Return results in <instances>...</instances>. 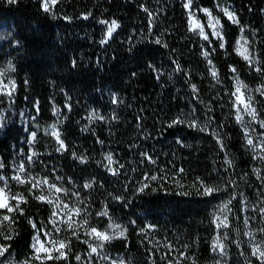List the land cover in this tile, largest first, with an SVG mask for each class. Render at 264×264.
Instances as JSON below:
<instances>
[{
	"label": "trees",
	"instance_id": "16d2710c",
	"mask_svg": "<svg viewBox=\"0 0 264 264\" xmlns=\"http://www.w3.org/2000/svg\"><path fill=\"white\" fill-rule=\"evenodd\" d=\"M186 2L56 0L52 11L45 12L43 0H0V69L15 81L13 100L0 93V116H4L0 160L5 165L0 176L12 177L14 166L22 162L32 177H47L50 183L69 190L57 194L43 186L46 198L58 196L75 204L79 193L83 207L89 210L84 228L94 226L103 231L111 223L127 229L124 237L99 250L107 260L95 253L88 260L90 249L84 240L92 242L94 238L79 229V239L71 237L72 230L65 234V239L71 237L67 262L45 256L33 261L36 230L29 220L37 228L48 227L53 205L34 198L39 190L30 192L28 184L8 179L9 204L15 209L14 193H22L26 203L20 204L21 211L0 209V244L8 247L0 257L2 264L25 260L30 264H119L121 260L124 264H193L192 257L195 264H258L244 233L264 227L256 211L264 205V159L260 149L246 144L243 129L235 120L230 94L236 80L230 67L237 69L239 80L251 91L254 106L264 118V97L255 92L264 84V75L255 70L256 66L264 69V0H193L194 11L206 7L219 19L224 49L213 35L208 43L189 30L188 10L183 7ZM223 7L236 14L239 25L227 19L220 11ZM200 17L204 21L203 15ZM113 19L119 27L102 45L99 41L106 35V26L99 21ZM157 37L161 44L155 43ZM245 39L254 65L234 50L237 41ZM202 49L211 54L218 81L210 75L212 66ZM177 62L183 71H175ZM9 63L14 70L8 69ZM192 84L198 93L193 92ZM206 105L212 108L211 122ZM93 110L103 119L89 120ZM193 117L201 125L208 124V131L187 124L169 127L174 118L191 121ZM53 124L70 150H56V138L50 134ZM254 127L257 133L264 131ZM214 129L226 133L222 137L224 152L212 134ZM30 132L36 133L33 145L26 142ZM72 151L85 157L86 163L75 159ZM32 152L37 155L30 163L27 157ZM109 153L113 155L109 167L118 169V175L103 166ZM226 156L233 160L227 172ZM256 169L262 179H257ZM152 175L157 179H146ZM57 176L62 179L57 181ZM201 180L222 190L201 195ZM89 182L93 187L83 188ZM145 182V190L137 191ZM230 194L237 198L229 205V227L217 229L213 213ZM105 204L110 219L96 215ZM5 215L9 220H3ZM148 225L153 227L141 235V228ZM9 234L12 239L5 241L3 236ZM217 235L226 246L224 259L212 250ZM262 235L256 232V239ZM75 255L84 259L76 261Z\"/></svg>",
	"mask_w": 264,
	"mask_h": 264
},
{
	"label": "snow or ice",
	"instance_id": "6c2138e0",
	"mask_svg": "<svg viewBox=\"0 0 264 264\" xmlns=\"http://www.w3.org/2000/svg\"><path fill=\"white\" fill-rule=\"evenodd\" d=\"M9 2L13 3V2H15V0H9ZM55 2H56V0H43V5H42L43 10L45 12H51L52 11L51 5H54ZM183 7L188 10L187 15L190 18L189 19V30L195 32L198 29L197 34L204 41L211 43L209 36L205 33L204 27L202 25H200L198 22L194 23L193 20L191 19L192 17L195 16V11L193 10V8H194L193 0H187V2L183 5ZM217 7H219V5H217ZM144 11L146 13H148L149 16L151 17L152 14L149 12V10L147 8H144ZM199 11L203 12L208 17V25L212 29V35L219 40V42H220L219 47L221 49H224L225 48V42L223 40L222 27L221 28L217 27L219 25V19L216 18L215 23H213V18L211 16V12L208 8H202V9H199ZM220 11L224 13V15L227 17V19L232 24L239 25V23H240L239 19L237 18L236 14L234 12L229 11V9L227 7L220 8ZM53 16H54V13H53ZM83 18L87 19L88 15H85ZM65 19H68V17H65ZM99 23L106 26V35L99 41V43L103 45V44L108 43L109 39L113 36V33L119 27V23L115 19L111 20L110 22L101 20V21H99ZM149 23L150 24L152 23L151 19L149 20ZM240 32H241V34L244 32V27L242 25L240 26ZM241 38L244 39L243 36H241ZM155 43L161 44L162 41L159 37H157V38H155ZM245 44H247L246 39H245ZM237 45H239V41H237ZM163 46L168 47V45L166 43ZM234 50L238 54H240L242 56V58L248 62L249 65L255 64V61L252 58H250L249 55H246L240 51V47H236ZM212 51L214 52L215 49H212ZM201 54L205 57L208 64L210 66H212V70L210 71V75L212 76L213 79H216L218 81L219 78H218L217 72L215 70L214 65H212V61L210 58L211 54L208 51L203 50V49H202ZM73 63H75V61H73ZM8 69L14 70V66L11 63H9ZM255 70L257 72H261L262 75H264V69H262L261 67L256 66ZM175 71H178V72L183 71L181 65L178 62L176 63ZM230 71L234 74L233 78L236 80L235 89L230 94V98H233L232 99V106L235 108V120L237 123H239L241 125V127L243 129V134H244V138L246 140V144L253 149H260L261 150V159H264V131L257 133L255 130V127H254L255 125H258L260 129H264V118L261 117L260 110H258L254 106L255 105L254 96L251 94L245 96V92H247L248 89H247V86L244 85L242 83V81L239 80L237 69L235 67H230ZM4 77H5V72H4V70L0 69V78H4ZM25 84H27V81H25ZM9 86H11V91L6 90ZM191 87H192L194 93H198V89H197V86L195 84H192ZM242 89H243V91H242ZM14 91H15V81L14 80L8 79L7 84H5V83H3V79H0V93H2V95L4 97H7V99L9 101L14 99V96H13ZM255 92H258L262 97H264V84H262L261 86L256 88ZM116 102H117V100L114 98L113 103H116ZM65 107L68 108L69 111L71 110L70 106L66 105ZM206 107H208V114H206V115H207L208 121L211 122L212 117H211L210 113L212 111V108H211V106H208V105H206ZM33 108L38 114L39 113L38 102H35L33 104ZM55 112H59V109H55ZM245 116H247L249 118V120L247 122H245V120H244ZM2 119H3V117H0V120H2ZM93 119H103V117L99 116L97 113H95V110H93V113L89 116V120H93ZM175 124H187L189 127L195 128L198 131H201V132L208 131V124H203V125L199 124L198 119L195 117H193L191 119V121H187L183 118H180V119L174 118L172 120V122L169 124V127H172ZM2 126H3V124L0 123V127H2ZM50 134L56 138V141H57V149L56 150L58 152L70 150L64 144V140L60 139V134L56 130L55 124L52 125V130H51ZM212 134L216 140V143L219 147V150L222 152L226 151V144L224 143V139L222 138L223 136H226V133L222 134L219 131H216L214 129ZM30 137H31V139L26 141L29 145H31L33 143V141L36 137V133L30 132ZM253 137L256 138L258 143H254ZM177 142L182 143L179 140ZM101 143H102V141H101ZM36 155H37V153L32 152L31 155L27 157L28 162H30V163L34 162L32 160V157L36 156ZM71 155L75 159L80 160L81 163H86V158L77 155L76 152L72 151ZM141 155L144 156L152 164L156 163V161L153 160L150 156H148L147 153H142ZM106 160L108 163L103 165V166L106 167L107 170L109 172H111L113 175H118L119 174L118 169H113V168L109 167L113 163V155L111 153H109L106 156ZM225 164L227 165V167L225 168V171L227 172L233 166V160L228 159L226 156L225 157ZM4 167H5V165H4L3 161L0 160V169H3ZM118 167H123V165H119ZM255 173L257 175V179H262L259 169H256ZM22 177H27V179H24ZM7 179L15 180L18 184H28L29 185L28 191H30V192L33 191L34 189L39 190L40 194L35 195L34 198L38 201L46 202L49 205H53L52 214L49 218L51 224L53 225V231H55V232L61 231L60 227L56 226L58 223L57 218L59 217V223L64 224V226L67 229L72 230L71 237H75L76 239H79L80 238L79 229H83L85 231L86 237L94 238L92 240V242H90L89 239L84 240V243L88 244L89 249H90V251L88 252V260L89 261L91 259H93V255H92L93 253H95L101 259L107 260L108 257L106 255H102L99 250L103 249L105 247L106 243H109L118 237H124L125 236V233L127 231L126 228H121L120 225H114L111 223L108 224L107 229H105L103 231L98 230V228L94 227V226H89L87 228H84L83 226L88 225L87 217L89 215V210H88V208L83 207L84 201L79 199V193H76L77 201L75 204H72L71 207H69L68 203H64L63 201H61L58 196L55 199L46 198V196L43 194V192L45 190L43 186H47V189L49 190V192L54 190L55 193H57V194L69 193V190L67 188H64L63 186L57 187L56 183H50L49 180L47 179V177H44L42 180L38 179L36 177H32L30 175V173H28L24 163H21L17 166L16 174L13 175L12 177L5 178V177L0 176V183L3 184V186L0 187V209H7L9 212H12L13 210L21 211L20 204L26 203V200L23 199L22 193H14L11 196V199L16 201L15 209L13 208L12 205H10L8 202H6V200L4 199V195H5L6 189L8 188V185L6 182ZM55 179L57 181H59L62 179V177L57 176V177H55ZM146 179L154 181L157 179V176L152 175ZM230 183L233 186V188H235V181L232 180V181H230ZM200 184H201V188L203 189V191L199 193L201 195L210 196L213 193L222 190L219 187L207 185L202 180L200 181ZM92 187H93V183H91V182L85 183L83 185V188H86V189H91ZM146 187H147L146 182L141 183V185L138 187L137 191L143 192ZM184 194H187V193H184ZM114 198L117 200L121 199L120 196H116ZM236 198H237L236 195L230 194L229 199L226 202H222L221 205L218 206L217 211L215 213H213L214 222H215V220L219 219L220 216H223L222 222L219 224H216L217 229H219L221 227H223L224 229H227L229 227L227 213L230 212L229 205ZM256 211L260 214V216L262 218V222H264V205L258 207L256 209ZM73 214H75V217H81V216L83 217V219L80 221L79 224L75 223ZM96 215L100 216V217H109L107 205L105 204L103 206V210L97 212ZM64 217H67V220H65ZM109 219H110V217H109ZM250 219L251 218L245 219V221H244L245 226L248 225ZM3 220H9V216L5 215L3 217ZM29 223L36 230V235L33 237L34 243L31 246L35 250V252L36 253L43 252V253L47 254L45 256V259L63 260L65 262H67L69 257L66 253L71 252V237L66 238V239H61V240H57V239L49 240L47 242L48 247H46L45 241L41 240V235H43L45 237H49L52 235V233L42 232V230L40 228L36 227V223L32 220H29ZM132 223H135V222L133 221ZM152 227L153 226L148 225L144 228H141V230H140L141 235H145L146 233H148L149 229ZM110 232H111V234H110ZM256 232L264 234V227H260V228L256 229ZM256 232H253L250 230L248 232H245L244 234L249 236V244L251 245V256L256 257V259L258 260V264H264V235H262L260 240H257L256 239ZM224 237L227 238V231L224 232ZM3 239L5 241H9L12 239V236L10 234L4 235ZM56 245H59V247L57 248ZM237 246H239V242H237ZM50 249H55V251L58 254L53 257ZM212 250L214 252H219V254L221 255L222 258L226 257V250H225L224 245L222 243H220L219 235H217V237L214 238ZM7 251H8L7 245L0 244V257H3ZM74 258L76 261H82L84 259L80 255H75ZM31 259L33 261L38 260V259H40V256L34 255ZM191 259L193 260V264H195V258L192 257ZM0 264H2V262H0ZM22 264H30V262H29V260H25L22 262ZM111 264H117V262L111 261ZM119 264H124V261L123 260L119 261ZM217 264H219V262H217Z\"/></svg>",
	"mask_w": 264,
	"mask_h": 264
},
{
	"label": "rangeland",
	"instance_id": "374dc122",
	"mask_svg": "<svg viewBox=\"0 0 264 264\" xmlns=\"http://www.w3.org/2000/svg\"><path fill=\"white\" fill-rule=\"evenodd\" d=\"M202 8H206V7H201L200 9H202ZM208 9H209V8H208ZM209 10H210V9H209ZM210 12H211V16H212V18H213V23H215V19H216L217 17L213 15V13H212L211 10H210ZM201 15H203V17H204V21H201V17H200ZM189 19H190V18H189ZM191 19L193 20L194 23H195V22H198L200 25H202V26L204 27L205 33H206L209 37L212 35V29H211V28L209 27V25H208V17H207L203 12H201V11H199V10H198V12L195 11V16L192 17ZM109 22H110V21H109ZM217 27H218V28H221V27H222L220 21H219V25H218ZM196 32H198V29H197ZM238 47H240V51H241L242 53H244V54H246V55H249L248 52H247V48H246V44H245V41H244V40L240 41ZM0 79H3V83H5V84H7V80H8V79H11V80H12V78H10V77L6 74V72H5V77H4V78H0ZM235 86H236V84H235ZM247 89H248V88H247ZM6 90L11 91V86H9ZM242 91H243V89H242ZM249 94L252 95L251 91L248 89V91L245 92V96H247V95H249ZM0 117H3V119L0 120V123L3 124V123H4V116L2 115V116H0ZM244 120H245V122H247V121L249 120V118H248L247 116H245V117H244ZM2 128H3V126L0 127V131L2 130ZM30 139H31V138H30ZM31 145H33V143H32ZM21 163H22V162H21ZM21 163H20V164H21ZM18 165H19V164H16V165L14 166V170H13L12 176L16 174V169H17V166H18ZM2 177L7 178L6 176H2ZM6 182H8V179H7ZM7 184H8V183H7ZM2 186H3V184L0 183V187H2ZM4 199H5L6 202H8V203L10 202V194H9L8 188H7L6 191H5ZM63 202H64V203H68V204H69V207H71V205H72L71 203H69V202H67V201H63ZM61 215H62V214H61ZM227 215H228V218H229V212L227 213ZM73 216H74V220H75V223H76V224H79L80 221L83 219L82 216H81V217H75V214H73ZM57 219H58V223H57L56 226L60 227V229H61L60 232H55V231H53V225L51 224V222H50V225H48V227H44V228L41 229L42 232H50V233H52V235L49 236V237H45V236L41 235V240L45 241V246H46V247H48V243H47V242H48L49 240H52V239H57V240L65 239V234H66V232H68V230H71V229H67V228L64 226V224L59 223V217H58ZM64 219L67 220V217H64ZM222 220H223V216H220V218L217 219L218 224L221 223ZM35 235H36V233H35ZM35 235H34V236H35ZM34 236H33V237H34ZM219 237H220V236H219ZM33 243H34V240H32V244H33ZM220 243H222V244L224 245L225 250H226V246H225L223 240L221 239V237H220ZM56 247L58 248L59 245H56ZM33 250H34V249H33ZM50 251H51V254H52V255L57 253V252L55 251V249H50ZM34 252H35V250H34ZM217 253H218L220 259H224V258H225V257L222 258L221 255L219 254V252H217ZM35 255H39L40 258H42V257L46 256L47 254H45V253H43V252H41V253H36V252H35ZM226 255H227V250H226Z\"/></svg>",
	"mask_w": 264,
	"mask_h": 264
}]
</instances>
